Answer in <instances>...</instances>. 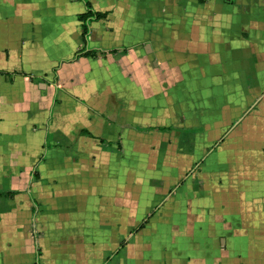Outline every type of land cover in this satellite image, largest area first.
Returning <instances> with one entry per match:
<instances>
[{"label":"crops","instance_id":"1","mask_svg":"<svg viewBox=\"0 0 264 264\" xmlns=\"http://www.w3.org/2000/svg\"><path fill=\"white\" fill-rule=\"evenodd\" d=\"M88 1L0 0V264H264V0ZM198 147L234 183L143 171Z\"/></svg>","mask_w":264,"mask_h":264},{"label":"rangeland","instance_id":"2","mask_svg":"<svg viewBox=\"0 0 264 264\" xmlns=\"http://www.w3.org/2000/svg\"><path fill=\"white\" fill-rule=\"evenodd\" d=\"M230 125H231V123L228 124L227 126L223 127L221 133L217 134L216 137H218V135L219 136L222 135V137L220 139H218V141L216 142L217 144L215 145L216 150H218L219 147H220V149H222V147L226 148L225 150H221V151H223V157H225L224 152L226 151V154H227L226 156L228 158L233 157V156L237 157V156L242 155L241 152H236L238 150L235 149L234 147L230 146L231 143H230L229 139H231L234 136L233 133L227 134V133H229V131H227V128H229ZM225 130H226V132H225ZM198 139H199V136H198V134H196L195 140L198 141ZM193 140H194V138H192V141ZM187 145H189V144H187ZM198 145H200V144H198ZM185 146H186V144H185ZM175 151L176 150L173 148L167 149L165 151L164 162H161L158 165L154 164L153 161H152V163L148 162V164L146 166H144V170H143L147 174H149V173L151 174L152 172H155V174L161 173V175H163L166 179H168L167 178L168 176H172V174L174 172V176L169 177V178H173V180H171V184L168 185V187H169L168 192L169 193L167 192L168 193L167 196H169L171 194L172 195L180 194V192L177 190V187H180V184H184L186 181H187V184H189L190 183L189 180L191 177H192L191 180H193L192 183H197L198 186L201 188H205V186H207L205 184L208 183V185L210 186V188H209L210 190L213 188L214 189L220 188L218 186H221L224 188L225 186H227L228 183H234L233 181L229 180V177H226V174H230V173L235 174L237 172V169H236L237 165L234 162L224 164L221 168L213 170L211 174H208V172L207 173L201 172V170H200V168L203 167V164H201V160H202L201 158H202V156H203V158L208 156V152H207L208 149L206 147L205 148L198 147L197 150L195 151V149L191 150L189 148H184L181 150V160L180 161L182 163L179 166V170H178V165L176 166L174 164L175 160L173 158ZM177 151H176V153H177ZM252 152L253 153H252L251 158H250V160L252 161V164H248V167L246 168L247 171L245 170V173L247 172V174L249 175L247 177V179H250V176H251L250 183L253 186H256V188H255L256 195L255 196H257V176H256L257 152L256 151H252ZM155 155L156 154L154 153L150 156H155ZM161 156L163 157L164 155L162 154ZM262 158L264 160V156H262ZM239 160H241V159H239ZM262 164H263V167H261V168H262V170H264V163H262ZM99 166L100 165L96 166L98 168H96V167L90 168L88 165L87 170L88 171H99L101 173L102 172L107 173L109 165H107V166L103 165L100 167ZM238 171H241V170H238ZM190 175H191V177H190ZM206 175H207V177H205ZM252 177H254L256 180L252 179ZM200 198H202V197L200 196ZM160 200H163V197L157 198L155 200L156 201L155 204H157V205L161 204L163 201H160ZM188 200H189V198L187 196L182 197V199L179 198V200H178L179 202H177V203L179 206L187 207V206H189ZM159 201H160V203H159ZM153 205H154V203L151 205V207ZM126 215H128V213Z\"/></svg>","mask_w":264,"mask_h":264},{"label":"trees","instance_id":"3","mask_svg":"<svg viewBox=\"0 0 264 264\" xmlns=\"http://www.w3.org/2000/svg\"><path fill=\"white\" fill-rule=\"evenodd\" d=\"M83 1H84V9L82 10L81 13L78 14V18L81 21V28H82V31H80V35H81V38L84 41L86 39L87 31L89 30V22L91 20L107 17V15L109 13V10H104V11L94 10L91 7V5H90L88 0H83ZM84 48H85V45L82 47V49H84ZM90 52H91V50H89V49L88 50H83L84 54H87V53H90ZM149 127L150 128H155V129H160V130H166V129L170 128V126H149ZM36 177H37V174L36 173H34V174L32 173V178H36ZM16 191L17 190L10 189L6 193H7V195H9V194L13 195L14 193H16ZM34 245H35V243H34ZM35 254H36V258H35L34 264H41L40 261H39V256H40L39 248H36Z\"/></svg>","mask_w":264,"mask_h":264}]
</instances>
